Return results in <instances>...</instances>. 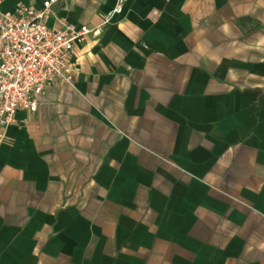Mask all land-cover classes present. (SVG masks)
Wrapping results in <instances>:
<instances>
[{
  "label": "crops",
  "instance_id": "obj_1",
  "mask_svg": "<svg viewBox=\"0 0 264 264\" xmlns=\"http://www.w3.org/2000/svg\"><path fill=\"white\" fill-rule=\"evenodd\" d=\"M116 1L50 8L91 33L0 128V264H264V0Z\"/></svg>",
  "mask_w": 264,
  "mask_h": 264
},
{
  "label": "built area",
  "instance_id": "obj_2",
  "mask_svg": "<svg viewBox=\"0 0 264 264\" xmlns=\"http://www.w3.org/2000/svg\"><path fill=\"white\" fill-rule=\"evenodd\" d=\"M128 0H117L105 21L122 13ZM37 11L22 6L12 13L0 12V128L14 124L18 113H34L39 98L58 82L71 85L75 49L91 33L63 20L49 28L46 19L52 5Z\"/></svg>",
  "mask_w": 264,
  "mask_h": 264
}]
</instances>
